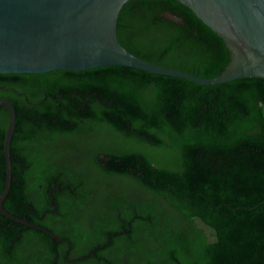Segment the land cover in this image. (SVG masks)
Here are the masks:
<instances>
[{
    "label": "trees",
    "instance_id": "16d2710c",
    "mask_svg": "<svg viewBox=\"0 0 264 264\" xmlns=\"http://www.w3.org/2000/svg\"><path fill=\"white\" fill-rule=\"evenodd\" d=\"M116 35L134 56L201 79L227 59L177 0L127 1ZM1 98L16 122L2 208L65 240H26L0 216L15 264H264L263 79L201 86L125 67L58 70L0 75ZM7 125L0 107V194ZM51 200L53 223L40 217Z\"/></svg>",
    "mask_w": 264,
    "mask_h": 264
},
{
    "label": "water",
    "instance_id": "95a60500",
    "mask_svg": "<svg viewBox=\"0 0 264 264\" xmlns=\"http://www.w3.org/2000/svg\"><path fill=\"white\" fill-rule=\"evenodd\" d=\"M127 1L0 0V75L125 67L186 79L201 86L241 79L264 80V0H177L223 43L227 59L215 79L163 68L124 50L117 40L116 25ZM0 107L8 113L3 139L5 183L0 194V215L20 222L2 208L11 184L9 147L16 122L9 101L0 99ZM46 234L56 242L65 241L49 232Z\"/></svg>",
    "mask_w": 264,
    "mask_h": 264
},
{
    "label": "flooded vegetation",
    "instance_id": "af4514ba",
    "mask_svg": "<svg viewBox=\"0 0 264 264\" xmlns=\"http://www.w3.org/2000/svg\"><path fill=\"white\" fill-rule=\"evenodd\" d=\"M56 213H57L56 212V209L53 206V203H52V200H51L50 208L48 207L45 213H41L40 214V217L41 218H46V220H51L52 223H53L54 222V218L57 215ZM0 216H2V215H0ZM15 219L18 220V221H20V222H17L15 224L17 226H19L21 229H23L24 232L28 233V237H26L27 238L26 240L29 239V240H32L35 243H40V239L41 238L43 239L45 237H49L50 239H52L46 233L49 232V233L55 235L47 227L35 226V225L30 224L28 222V218L27 217H25L24 219H21V220L20 219H17V218H15ZM14 222H16V221H14ZM59 238H61V237H59ZM61 239H63V238H61ZM7 240H8V237H7L6 230L4 228L3 223L0 220V264H15V259L12 257V253H13L12 246L10 245V248L8 250H6ZM62 242H57V243H62ZM16 253L20 257H22L23 259H25L27 257V255H28V253L26 251H23L22 249L16 251ZM65 257H67V253L65 254Z\"/></svg>",
    "mask_w": 264,
    "mask_h": 264
},
{
    "label": "rangeland",
    "instance_id": "374dc122",
    "mask_svg": "<svg viewBox=\"0 0 264 264\" xmlns=\"http://www.w3.org/2000/svg\"><path fill=\"white\" fill-rule=\"evenodd\" d=\"M67 157H69L71 160H72V157L71 156H67ZM67 158H63V160H66ZM124 192H126V193H129V194H134V192H131V190L130 189H128V188H126V189H124ZM138 194V193H137ZM104 195V193L103 194H101V193H99V192H96V194H94V196H93V199H94V205L93 206H90V207H88L86 210H85V212L86 213H91V212H93L94 211V206L95 205H100V198L102 197ZM139 195V194H138ZM140 196V195H139ZM99 200V201H98ZM84 217H86V216H84ZM83 217V218H84ZM87 218H84V220H81L80 221V223H81V226H83V227H85V225L87 224ZM195 224H196V226H197V228H199V229H201L206 235H207V237H208V241L209 242H212L213 240H214V237H213V232L208 228V227H206L205 225H203L200 221H198V220H196L195 221Z\"/></svg>",
    "mask_w": 264,
    "mask_h": 264
}]
</instances>
